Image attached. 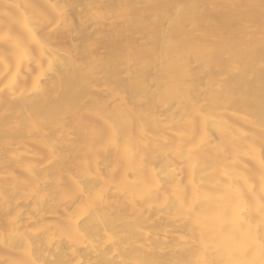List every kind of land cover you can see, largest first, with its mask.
I'll return each mask as SVG.
<instances>
[{
  "label": "bare ground",
  "instance_id": "obj_1",
  "mask_svg": "<svg viewBox=\"0 0 264 264\" xmlns=\"http://www.w3.org/2000/svg\"><path fill=\"white\" fill-rule=\"evenodd\" d=\"M0 264H264V0H0Z\"/></svg>",
  "mask_w": 264,
  "mask_h": 264
}]
</instances>
